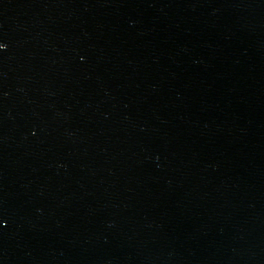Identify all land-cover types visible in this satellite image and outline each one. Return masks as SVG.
<instances>
[{
    "label": "water",
    "instance_id": "water-1",
    "mask_svg": "<svg viewBox=\"0 0 264 264\" xmlns=\"http://www.w3.org/2000/svg\"><path fill=\"white\" fill-rule=\"evenodd\" d=\"M0 264H264V0H0Z\"/></svg>",
    "mask_w": 264,
    "mask_h": 264
}]
</instances>
